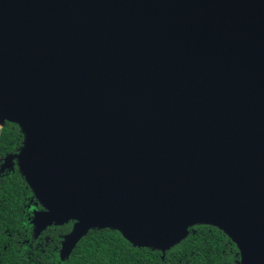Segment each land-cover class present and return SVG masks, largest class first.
<instances>
[{
    "label": "water",
    "instance_id": "water-1",
    "mask_svg": "<svg viewBox=\"0 0 264 264\" xmlns=\"http://www.w3.org/2000/svg\"><path fill=\"white\" fill-rule=\"evenodd\" d=\"M42 209L167 251L208 224L264 264V0H0V123ZM1 126V127H2Z\"/></svg>",
    "mask_w": 264,
    "mask_h": 264
},
{
    "label": "trees",
    "instance_id": "trees-1",
    "mask_svg": "<svg viewBox=\"0 0 264 264\" xmlns=\"http://www.w3.org/2000/svg\"><path fill=\"white\" fill-rule=\"evenodd\" d=\"M24 139L17 123L0 128V165ZM42 208L17 164L1 174L0 264H238L241 259L237 244L208 224L190 227L189 235L167 251L134 246L115 229H92L62 258V241L74 221L49 226L37 236L32 220Z\"/></svg>",
    "mask_w": 264,
    "mask_h": 264
},
{
    "label": "rangeland",
    "instance_id": "rangeland-1",
    "mask_svg": "<svg viewBox=\"0 0 264 264\" xmlns=\"http://www.w3.org/2000/svg\"><path fill=\"white\" fill-rule=\"evenodd\" d=\"M1 126H2V123H0V128H1Z\"/></svg>",
    "mask_w": 264,
    "mask_h": 264
}]
</instances>
